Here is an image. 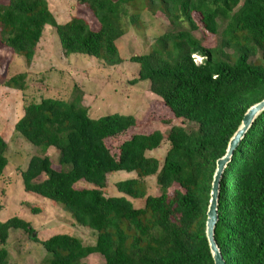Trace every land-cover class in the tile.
Instances as JSON below:
<instances>
[{"label":"trees","instance_id":"16d2710c","mask_svg":"<svg viewBox=\"0 0 264 264\" xmlns=\"http://www.w3.org/2000/svg\"><path fill=\"white\" fill-rule=\"evenodd\" d=\"M141 1L74 0L95 18L93 29L75 14L56 22L46 0H5L0 45L28 65L49 24L64 55L86 54L111 66L122 60L117 41L126 31L124 22L137 28L140 21V11L127 8ZM143 1L150 6L142 10L161 12L173 27L157 35V46L129 56L137 64L130 81L147 80V89L175 119L195 127L176 123L165 134L132 133L112 153L105 139L133 126L131 114L91 117L77 94L69 101L45 96L23 104L13 130L41 150L19 171L23 190L58 203L74 223L94 233L91 244L59 232L40 239L46 257L39 264H85L82 259L92 253L101 255L102 264H213L204 233L210 182L215 160L244 111L264 96V0ZM205 33L216 36L212 46L204 45ZM25 76L16 72L2 83L22 90ZM162 141L168 145L161 160L145 154ZM48 147L56 150L55 166L44 153ZM5 150L0 136V177ZM118 170L135 176L114 181L121 194L107 195L106 176ZM149 176L156 194L143 193L142 179ZM80 180L89 185L77 184ZM128 196L142 204L134 206ZM9 229L37 240L28 221L17 216L0 221V264H17L4 246ZM213 236L225 264H264V109L222 171Z\"/></svg>","mask_w":264,"mask_h":264},{"label":"rangeland","instance_id":"374dc122","mask_svg":"<svg viewBox=\"0 0 264 264\" xmlns=\"http://www.w3.org/2000/svg\"><path fill=\"white\" fill-rule=\"evenodd\" d=\"M5 0H0L3 3ZM48 8L56 22L60 23L72 14L84 18L93 29L98 24L87 8L76 5L74 0H46ZM149 4L143 0L137 7L129 6L128 11H140L137 28L124 22L125 33L117 41L121 62L105 65L93 56L81 53L64 55L59 47L54 27L45 24L34 48V55L28 65L20 55H13L7 47L0 45V136L6 143L7 163L0 177V221L17 216L33 228L37 240L31 239L20 229H9L4 246L10 260L17 264H39L46 252L39 240L53 233H68L78 237L84 244H91L93 230L73 222L70 214L58 203L52 202L36 193L23 190L19 171L25 166L31 154H41L39 147L27 142L13 130V123L22 112V105L34 102L41 97H59L69 101L77 94V102L88 108L91 117L117 112L131 114L135 124L115 137L106 138L105 143L112 153L117 151V144L132 133H147L154 129L165 134L171 125L181 123L186 129H194L195 124L180 118L175 119L159 98L147 89V80L130 79L136 75L137 64L129 60L130 55L144 53L151 46H157V35L168 31L170 26L165 16L155 11L153 14L142 10ZM150 6V5H149ZM154 8V6H153ZM195 19V16H194ZM186 27V23H182ZM222 24L220 25V28ZM195 37L199 32L193 31ZM216 36L205 33L204 45L212 46ZM192 59L199 62L200 57L192 54ZM25 72L22 90L4 86L2 80L16 72ZM167 142L162 141L155 149L146 151V155L161 160ZM56 164V150L48 147L45 152ZM135 176V172L123 170L107 174V195L121 194L113 183L116 180ZM42 177V176H40ZM143 193L156 194L158 189L152 176L142 179ZM77 184L89 185L85 181ZM176 184L168 188V192ZM134 206H140V198L128 196ZM35 207L37 211H31ZM85 264H102L98 253H92L82 259Z\"/></svg>","mask_w":264,"mask_h":264},{"label":"water","instance_id":"95a60500","mask_svg":"<svg viewBox=\"0 0 264 264\" xmlns=\"http://www.w3.org/2000/svg\"><path fill=\"white\" fill-rule=\"evenodd\" d=\"M264 109V96L263 98L250 105L243 113L240 123L229 137L225 151L222 156L215 160V168L212 174V179L210 182L209 198L205 211V223H204V233L208 245V249L212 258L213 264H225L220 250L214 240L213 231L214 226L217 221V199L219 190V180L221 178L222 171L228 161L231 158L232 152L237 146L238 142L243 137L245 131L250 126L254 118ZM34 233H31L33 236Z\"/></svg>","mask_w":264,"mask_h":264}]
</instances>
